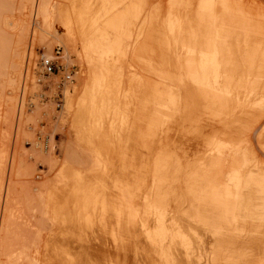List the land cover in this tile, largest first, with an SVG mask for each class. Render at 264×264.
I'll use <instances>...</instances> for the list:
<instances>
[{"label":"rangeland","instance_id":"374dc122","mask_svg":"<svg viewBox=\"0 0 264 264\" xmlns=\"http://www.w3.org/2000/svg\"><path fill=\"white\" fill-rule=\"evenodd\" d=\"M0 264H264V0H0Z\"/></svg>","mask_w":264,"mask_h":264},{"label":"built area","instance_id":"2783aa9c","mask_svg":"<svg viewBox=\"0 0 264 264\" xmlns=\"http://www.w3.org/2000/svg\"><path fill=\"white\" fill-rule=\"evenodd\" d=\"M61 51L62 49L58 46L54 48L52 57L41 56L39 65L45 75L59 74L60 72L64 71L63 64L59 60L61 57ZM67 78H70V74H68ZM70 81H72V79H70ZM62 96L64 98V94ZM61 103L62 98L58 100L57 106L61 105Z\"/></svg>","mask_w":264,"mask_h":264},{"label":"bare ground","instance_id":"6f19581e","mask_svg":"<svg viewBox=\"0 0 264 264\" xmlns=\"http://www.w3.org/2000/svg\"><path fill=\"white\" fill-rule=\"evenodd\" d=\"M61 27H62V29H63V31H64V33H65V35L67 36V38L68 39H70V40H72L71 38H72V36L71 35H69V29H68V26H67V24L66 23H61ZM192 66H194V65H192ZM186 67V66H185ZM195 67V66H194ZM193 67V68H194ZM185 71V70H184ZM226 79V78H225ZM225 83V82H224ZM228 88V87H227ZM63 94H64V92H63Z\"/></svg>","mask_w":264,"mask_h":264}]
</instances>
